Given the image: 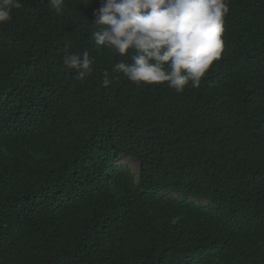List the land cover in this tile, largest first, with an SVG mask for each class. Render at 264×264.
<instances>
[{
    "label": "trees",
    "instance_id": "16d2710c",
    "mask_svg": "<svg viewBox=\"0 0 264 264\" xmlns=\"http://www.w3.org/2000/svg\"><path fill=\"white\" fill-rule=\"evenodd\" d=\"M21 4L0 25V264H264V0H227L220 58L180 93L113 70L101 0Z\"/></svg>",
    "mask_w": 264,
    "mask_h": 264
},
{
    "label": "clouds",
    "instance_id": "9594fccd",
    "mask_svg": "<svg viewBox=\"0 0 264 264\" xmlns=\"http://www.w3.org/2000/svg\"><path fill=\"white\" fill-rule=\"evenodd\" d=\"M65 0H47L50 11L60 14ZM21 0H0V25L12 19ZM227 0H101L93 12L95 45L120 57L114 71L137 85L167 84L177 93L190 84L198 88L223 49ZM65 45L63 65L83 80L92 74L89 52L75 53ZM108 87L112 80L104 74ZM119 79V77H116ZM206 255L202 252L198 261ZM190 264V263H189Z\"/></svg>",
    "mask_w": 264,
    "mask_h": 264
},
{
    "label": "rangeland",
    "instance_id": "374dc122",
    "mask_svg": "<svg viewBox=\"0 0 264 264\" xmlns=\"http://www.w3.org/2000/svg\"><path fill=\"white\" fill-rule=\"evenodd\" d=\"M118 163L128 165L133 171H136L138 169V163L134 160L122 158Z\"/></svg>",
    "mask_w": 264,
    "mask_h": 264
}]
</instances>
